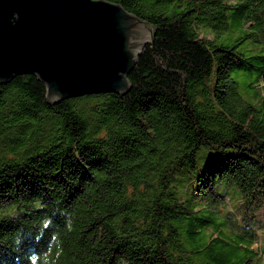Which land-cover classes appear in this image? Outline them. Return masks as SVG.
<instances>
[{"label":"trees","instance_id":"trees-1","mask_svg":"<svg viewBox=\"0 0 264 264\" xmlns=\"http://www.w3.org/2000/svg\"><path fill=\"white\" fill-rule=\"evenodd\" d=\"M109 1L154 28L128 92L0 84V264H223L228 228L256 238L233 230L255 224L230 187L264 194V0ZM201 147L216 153L197 169ZM231 250L251 264L250 244Z\"/></svg>","mask_w":264,"mask_h":264},{"label":"water","instance_id":"water-1","mask_svg":"<svg viewBox=\"0 0 264 264\" xmlns=\"http://www.w3.org/2000/svg\"><path fill=\"white\" fill-rule=\"evenodd\" d=\"M153 29L109 0H0V84L35 74L49 102L125 94Z\"/></svg>","mask_w":264,"mask_h":264},{"label":"rangeland","instance_id":"rangeland-1","mask_svg":"<svg viewBox=\"0 0 264 264\" xmlns=\"http://www.w3.org/2000/svg\"><path fill=\"white\" fill-rule=\"evenodd\" d=\"M215 153L216 150L207 147H201L200 149H198L196 154L197 169L201 168L205 161L211 156H214ZM227 204L232 212L242 213L244 215H247L248 217L251 216L249 223L251 222L255 224V227H252L251 224V226H248L247 222H244L241 217H238L236 219L237 222L233 230H237L240 232L251 230L254 233L252 235V238H256L254 239L253 243H250L249 241L244 240L242 236L234 233L231 229L228 228L226 237L229 244L222 246L220 242L213 241L212 250H221L223 255L229 258L227 261H224L223 264H237L238 253L240 254L241 252L239 250L232 252V246L238 242H242L245 245L250 244L253 249L248 252V254L252 256L250 263L264 264V194L259 195L257 198H250L249 196L247 198H244L236 185L231 186L229 189V200L227 201ZM229 220H231V218ZM211 231L212 230H207L206 232L205 230L203 233L198 234L194 238L195 240H193V242L187 241V246L191 247L193 245L204 244L209 240ZM208 259L209 258H207V256L201 255L195 258V263H200ZM230 259H232L233 262H229Z\"/></svg>","mask_w":264,"mask_h":264}]
</instances>
